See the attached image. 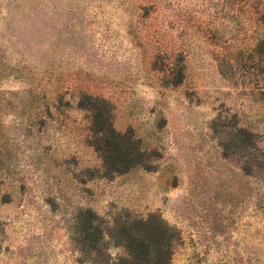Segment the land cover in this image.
I'll return each instance as SVG.
<instances>
[{"label": "rangeland", "instance_id": "1", "mask_svg": "<svg viewBox=\"0 0 264 264\" xmlns=\"http://www.w3.org/2000/svg\"><path fill=\"white\" fill-rule=\"evenodd\" d=\"M97 99L145 166L103 168ZM141 218L169 264H264V0H0V264H119Z\"/></svg>", "mask_w": 264, "mask_h": 264}, {"label": "trees", "instance_id": "2", "mask_svg": "<svg viewBox=\"0 0 264 264\" xmlns=\"http://www.w3.org/2000/svg\"><path fill=\"white\" fill-rule=\"evenodd\" d=\"M106 103L105 99H97L86 105L92 113L96 133L99 135L97 147L103 157V168L112 174H122L134 167L145 166L147 149L142 144V139L133 133L123 134L117 131L105 109ZM78 218L82 226L81 239L91 241L92 248H95L104 236L99 216L87 209L80 211ZM114 229L118 241L126 250V255L119 259V264H169L164 226L154 223L151 218H141L136 225L133 221L116 220Z\"/></svg>", "mask_w": 264, "mask_h": 264}]
</instances>
